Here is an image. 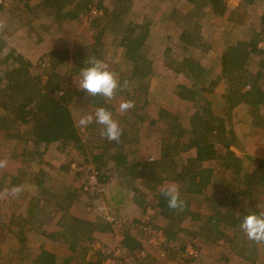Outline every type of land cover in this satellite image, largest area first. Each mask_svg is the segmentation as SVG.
<instances>
[{"label": "rangeland", "instance_id": "rangeland-1", "mask_svg": "<svg viewBox=\"0 0 264 264\" xmlns=\"http://www.w3.org/2000/svg\"><path fill=\"white\" fill-rule=\"evenodd\" d=\"M37 1L39 0L31 2L32 6L27 8L18 0H0V21L5 24L0 34L8 48L26 54L33 62L40 63L42 69L47 66L46 60L52 55L50 53L58 49L69 51L67 63H58L55 72L65 76V84L75 92L70 109L82 138L83 150L70 145L63 147L58 142L51 146L35 145L26 137L27 126L24 124H19L18 127L19 132L25 136L23 139L5 140L4 133L0 131V160L6 161V166L0 168V181L7 184V189L2 190L0 195V264H37L35 260L41 251L55 254L61 264H79L82 250L85 248H89L86 258H100V264H134L129 260V256L135 259L137 252L123 249L124 234L130 233L135 238L144 235L140 229L135 228L134 222L141 217L143 207L149 202L152 203L155 193L169 183L179 185L181 197L187 203L183 211L174 213L172 220L165 216L155 217L154 224L165 230L170 221L175 232L167 235V244L159 249L145 243L146 257L137 264H264V243L257 244L248 240L240 227L226 225L225 220L217 227L214 223H209V217L215 211L229 212L232 216L237 215L241 208L247 207L245 204L248 201L257 211L258 201L264 202V190L255 191L250 185L253 174L264 170V129L252 123L253 116L247 112V107L238 106L233 113V118L240 121L235 136L236 146H216L223 156L229 152L243 159V168L239 167V178L234 170L227 169L220 160L210 159L201 164L204 171L211 170V178L203 188L198 187L199 184H190V178L169 179L168 177L182 170V166H191L188 160L195 156L194 146L181 151L173 158L176 166L169 162L158 167L154 164V161L160 158L164 142L176 144L175 137L180 128L185 130L183 135L189 144L193 140L188 133L189 118L193 109L190 103L177 99L175 94L177 84H189V81L182 74H176L164 66L166 55L178 60L185 54L184 43L180 40L181 32L189 28V33L198 34L197 45L190 47L189 52L202 63L209 65L215 76L220 71L219 57L222 49L231 42L252 36L255 30L260 29L261 6H255V9L250 11L249 6L243 4L247 0H219L222 5L215 8L203 6V15L191 18L187 15L192 6L185 0H114V4L112 0H106V4L110 2V5L103 6L105 10L102 11L95 6L99 0H89L91 11L86 12L87 7H81L78 22L72 23L67 12L77 9L74 4L78 0L73 3L68 1V5L60 14H54L48 7L36 6ZM239 6L242 7L241 11H238ZM257 7L260 11H256ZM120 9L129 13L131 19L137 23L151 22L145 51L152 57L155 66L152 73L157 84L148 94L147 101L139 103L138 114L142 115L143 119L138 115V119L135 118L130 109L123 114L119 112V103L128 99L125 95L116 94L111 101H105L107 109L119 122L122 133L125 131L127 134L125 137L122 134L117 146L108 149L105 147L108 140L100 135L101 125L93 122L88 125L86 132V128L81 129L77 124L81 115L94 113L97 107L91 102L93 97H88L74 82V79L79 78L80 71L72 73L70 70L74 62V49L94 42L97 35L95 25L104 22L103 18H96V15L99 13L102 17L105 11L112 14ZM240 16L244 17L241 23ZM128 21L125 18L117 21L118 24L110 23L112 27L106 36L103 57L109 58V68L117 75L118 80L122 83L124 79L130 87L134 81L130 78L128 81L124 77L130 75L128 70H131V64L123 62L119 65L121 54L112 57L114 52L119 50L118 46L113 45L112 36L115 34L120 38L118 33L126 30ZM259 47L264 50L263 43H260ZM247 68L253 74L264 70V52L251 54ZM261 83L264 89V78ZM212 100L222 101V98L213 94ZM162 107L166 109L165 117L159 120L157 113ZM260 113L264 118V105L260 106ZM22 150L25 151L23 156L13 157L12 154L20 155ZM127 151L129 152L125 165L129 166L140 156L142 174L135 176L131 187L124 188L129 178L127 170L107 154L117 155ZM149 156H153L152 161H148ZM89 167L96 172L95 178L87 169ZM18 168L26 171L18 183L11 184L10 176H13ZM98 169L103 173L102 176L99 175ZM246 174H251L247 181ZM38 176L42 177L43 185L51 193H75L77 198L71 207L70 215L78 214L86 220L101 218L111 221L112 229L107 237H95L88 247L85 246L88 240H82L77 251L67 248V243L58 235L62 228L63 212L42 198L37 199L38 193L42 197L40 189L34 183ZM198 180L200 179L196 177L195 183H198ZM16 186L23 189L18 196L11 193V189ZM118 187L124 200L119 201L118 207L113 208L106 201L118 192ZM190 188H198V193H191ZM154 202H157L156 198ZM10 210L18 214L13 220L14 225H11L9 220ZM26 213L28 221L25 222ZM15 224H19V228H16ZM217 228L223 231L229 241L225 237L217 236ZM103 233L95 232V235L102 236ZM250 243L256 244L258 248L254 263L248 262L237 253L243 246L249 249ZM187 245L198 250L196 258L186 257L184 249ZM122 252L125 253L123 261ZM64 260L67 261L63 263Z\"/></svg>", "mask_w": 264, "mask_h": 264}, {"label": "trees", "instance_id": "trees-1", "mask_svg": "<svg viewBox=\"0 0 264 264\" xmlns=\"http://www.w3.org/2000/svg\"><path fill=\"white\" fill-rule=\"evenodd\" d=\"M18 1L28 8L32 6L30 3L34 0ZM68 1L73 3L75 0H39L36 2V6L40 8L48 7L54 14L56 12L60 14L65 6L68 5ZM185 1L192 6V10L187 15L191 18L193 16H202L203 6H214L215 8L220 4L219 0ZM101 2L100 0L95 5L100 11L104 9ZM246 2L251 3L252 0H247ZM74 6L77 9L68 10L67 14L71 18L72 23H77L80 8L87 7L86 12H89L92 5L89 0H78ZM100 15L98 13L96 18H101V20L103 18L104 22L95 25L97 35L94 42L78 46L74 49V54L72 55L74 62L70 71L72 73L79 72L88 56H96L107 64L110 63L109 58L103 57L106 36L112 27L110 23L115 24V22L127 18L129 21L126 30L120 33L117 31L120 38H117L115 34L112 36L114 38L112 40L113 45L118 46L119 49L114 52V56L112 57L121 54L118 61L119 65L123 62L128 65L131 64L132 68L128 70V73L130 71V75L124 78L128 79V81L130 78L134 83L130 86L132 87L131 89L128 85L126 88L122 87L116 94H122L128 97V99H132L135 107L131 108L130 112L134 114L135 118L138 115V117L143 119L142 115L138 114L139 103L148 98V94L155 89L157 84V80L152 73L153 68H155L152 57L145 51V45L148 43L149 32L151 30V22L141 21L137 23L131 19L129 13L121 9L119 11L116 10L112 14L105 11L102 17ZM260 23V29L258 31L255 30L252 36L231 42L222 49L219 57L220 71L215 76H213V70L209 65L207 66L202 63L201 60L189 52V48L196 46V41L199 39L197 33H189V28L180 34V40L182 44L184 43L185 54L178 60L169 55L165 56L164 66L176 74H182L189 81V84H177L175 94L177 99H183L190 103L193 109L189 118L188 129V133L193 140L189 144L183 135L185 130L180 128L175 137L176 144L173 145L174 142L171 144L170 141L164 142L161 147L160 158L156 159L154 164L158 167L160 165L163 166L165 162H169L176 166L173 158L181 151H186L192 146L195 147V156L188 160L191 166H182V170L174 174V176L168 177L169 179H178L179 177L190 178V184L195 186L199 184L198 187L203 188L211 178V170L204 171L201 164L210 159L220 160L227 169L230 171L234 170V173H237L235 175L239 178V167L243 168V159L229 152H226L223 156L217 151L216 146L218 144L236 146L235 136L237 124L240 121L233 118V113L238 106L243 105L247 107V112L253 116L252 123L258 128L264 129V118L260 113V106L264 105V89L261 83V79L264 78V70H258L253 74L247 68V62L251 54L264 52L259 47L260 43L264 44V11L260 14ZM59 50L50 53L52 55L46 60L47 66L42 69L40 63L33 62L26 54L14 48H8L3 36L0 34V131L4 133L3 139L13 140L25 137L18 129L19 124H24L27 126L26 137L35 145L44 144L51 146V144L58 142L63 147L70 145L79 148L80 151L83 150L82 138L79 129L75 125L70 109L75 92L65 84L66 77L55 72V67L58 63H67L69 51L67 49L65 51ZM42 65L45 64L42 63ZM116 71L118 70L116 69ZM124 83L123 79L120 84L123 85ZM213 94L222 98V101L214 102L212 100ZM91 102L95 107L103 106L106 109L108 107L101 96L93 97ZM165 111L164 107L159 109L157 113L159 120L165 117ZM134 125H136V122H134ZM87 129H89V126L86 128V132ZM122 134L124 137L127 135L125 131ZM107 142L108 144L105 147L108 149L117 146V142L115 141ZM129 151L117 155L107 154L111 158L116 159L125 171L127 170L129 178L124 188L131 187L135 176L142 174L140 156L129 166L125 165L126 155ZM24 152L22 150L20 155H12L13 157H19L23 156ZM97 160L98 157L96 156L95 161L97 162ZM183 168L185 169L183 170ZM24 171L26 170L18 168L16 173L10 176L11 184L18 183ZM98 173L100 176L103 175L99 169ZM196 177L200 179L197 181L198 183H195ZM250 177L251 174H246L245 181ZM34 183L40 189L42 196L40 197L38 193L37 199L41 200L42 198L46 202L56 205L63 212L62 228L58 232V235L68 244L70 250L77 251L80 248L82 240H88L91 243L93 241L92 234L95 232L111 231V221L101 218L86 220L70 215L71 207L77 198L75 193H51L43 185L41 176L36 177ZM5 184L4 181H0V193ZM250 185L254 187L255 191L264 190V170L256 175L253 174ZM119 188L117 189L118 192L110 196L106 201L110 207H118L119 201L124 200V196L120 193ZM190 189L191 193H198L196 191L198 188H195V190H193L194 188ZM239 192L242 193L243 190ZM49 195L51 196L48 197ZM155 198L157 202H154ZM154 199H152V202L156 206L157 216H165L172 220L175 217L174 213H178V211L168 208L161 190L155 193ZM249 202H246L245 206L247 207L241 208L237 215L233 214L231 216L229 212L215 211L209 217V223H214L217 227L221 221L225 220L226 225L239 227L245 214L250 211H257ZM144 208L145 206L142 212H144ZM164 231L168 236L175 232L171 228L170 221L165 226ZM217 232V236L225 237V234L219 228H217ZM225 238L229 241L227 236ZM122 244L123 249H127L128 251H135L141 248V243L127 232L124 234ZM88 249L82 250L83 253H81L79 264H100V258L96 260L86 258ZM237 253L248 262L254 263L255 257L258 254V248L256 244L250 243L249 249L243 246L237 250ZM97 254L99 255L100 253ZM66 261L64 260L63 263ZM35 262L37 264H58L55 254L44 251L39 252ZM21 264L27 263L22 262Z\"/></svg>", "mask_w": 264, "mask_h": 264}, {"label": "clouds", "instance_id": "clouds-1", "mask_svg": "<svg viewBox=\"0 0 264 264\" xmlns=\"http://www.w3.org/2000/svg\"><path fill=\"white\" fill-rule=\"evenodd\" d=\"M5 24L0 21V30ZM78 89L83 90L88 97L101 96L105 101H111L117 91L122 87H127V81L120 84L117 75L110 70L109 65L96 56H88L84 61V66L80 68L79 78L74 79ZM119 112L123 114L127 110L134 108L135 103L130 99L122 100L119 103ZM95 122L101 125L100 135L108 141L119 142L122 129L119 122L113 118L110 110L103 106L97 107L94 113H85L78 118L77 124L81 129ZM6 166V161L0 160V168ZM23 189L16 186L11 189L14 196L21 194ZM161 194L165 197L167 206L170 210L178 212L185 208V201L181 197L180 187L176 183H169L161 189ZM258 211H250L245 214L240 222V229L248 240L261 244L264 243V202L256 205Z\"/></svg>", "mask_w": 264, "mask_h": 264}, {"label": "built area", "instance_id": "built-area-1", "mask_svg": "<svg viewBox=\"0 0 264 264\" xmlns=\"http://www.w3.org/2000/svg\"><path fill=\"white\" fill-rule=\"evenodd\" d=\"M148 161L153 160V156H149ZM89 169L92 174L91 176H96V172L93 171L92 167L87 168ZM144 212L142 213L141 217L137 219L136 222H134V226L136 229H140L144 235L142 237H137L136 239L141 243V248H138L135 250L137 252L136 258L133 259V256H129V260L133 261L134 264H137L139 261L144 259L146 257V251H145V243L159 249L162 245L167 244L168 237L165 234L164 229L154 224L153 220L157 216V209L154 203H147L144 208ZM134 252V253H135ZM184 252L186 254V257L188 258H196L198 256V250L194 248L193 246L187 245L184 249ZM130 255H132L130 253ZM125 253L122 252V261L124 259Z\"/></svg>", "mask_w": 264, "mask_h": 264}, {"label": "crops", "instance_id": "crops-1", "mask_svg": "<svg viewBox=\"0 0 264 264\" xmlns=\"http://www.w3.org/2000/svg\"><path fill=\"white\" fill-rule=\"evenodd\" d=\"M100 1V0H99ZM102 2H101V4H102V6H106L107 4H106V0H101ZM113 2V4H114V0H112ZM116 1V0H115ZM223 2H224V0H222ZM243 4H244V6H249L248 8H249V10L251 11V10H254L255 9V6H261V8H262V12L264 11V0H252V2L250 3V2H243ZM110 5V2H109V4L107 5V6H109ZM220 5H222V4H219V6ZM218 6V5H217ZM258 9L256 10V11H260V9H259V7H257ZM242 10V7L241 6H239V8H238V11H241ZM261 12V13H262ZM260 13V14H261ZM244 20V17H242V16H240V20H239V23H241L242 21ZM157 152V151H156ZM7 187V186H6ZM5 186H4V188L5 189H7ZM4 188H3V190H4ZM0 195H1V193H0ZM7 198L9 199L10 197L7 195ZM14 199V198H13ZM7 203V202H6ZM11 203V202H10ZM9 214H11L10 216H9V220H10V223H11V225H14V223H13V220L14 219H16V216L18 215V214H15V212H14V210H10V212H8ZM76 214V213H75ZM28 214L26 213L25 215H24V217H25V222H26V220L28 219V216H27ZM72 216H75V217H77V218H81L80 216H78V214H76V215H72ZM23 224V223H22ZM22 224H20V226L22 225ZM19 224H15V226H16V228H19V226H18ZM42 227H44V225L42 226ZM15 228V227H14ZM42 229V228H41ZM12 230V229H11ZM96 233H98V232H96ZM100 233V232H99ZM106 235V236H105ZM107 235H108V231L107 232H104L103 233V235L102 236H100L99 234L96 236L95 235V233H93L92 234V240L94 241V239H95V237L96 238H100V237H107ZM92 241V242H93ZM80 243H82V241L80 242ZM91 244V243H90ZM89 244V242H88V244H87V242H86V245L85 246H87V245H90ZM88 247V246H87ZM40 248H43V249H45L46 248V246H40ZM67 248H68V244H67ZM39 251H41V249H39ZM38 251V252H39ZM51 251V250H50ZM57 260H58V258H57ZM13 264H16V263H14L13 262ZM27 264H31V262H27ZM58 264H61L60 262H59V260H58Z\"/></svg>", "mask_w": 264, "mask_h": 264}]
</instances>
